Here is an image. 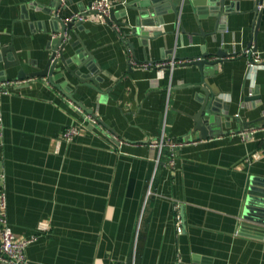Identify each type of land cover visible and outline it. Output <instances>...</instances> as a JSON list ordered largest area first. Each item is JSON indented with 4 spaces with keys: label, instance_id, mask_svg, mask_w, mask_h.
<instances>
[{
    "label": "crops",
    "instance_id": "crops-1",
    "mask_svg": "<svg viewBox=\"0 0 264 264\" xmlns=\"http://www.w3.org/2000/svg\"><path fill=\"white\" fill-rule=\"evenodd\" d=\"M54 1L0 0V82L9 85L0 97L7 225L26 239L40 222L49 224L27 247L28 264H264V205H246L248 194L264 200V121L257 122L264 116V63L249 66L242 55L254 42L256 1L226 0L214 36L207 0H173L178 17L166 11L160 21L146 0L145 25L136 10L123 11L137 0H116L125 27L94 19L73 28L61 53L69 69L57 66L56 83L69 88L95 126L46 80L14 82L19 70L36 73L52 56ZM93 1L68 0L63 18ZM259 13L256 46L264 55V9ZM137 26L142 38H128L129 52L118 35ZM221 49L231 57L205 68V81L231 119L210 124L203 140L193 132L198 69L132 63L188 62ZM89 57L99 92L68 72L91 77ZM15 58L19 65L5 68ZM70 127L78 135L59 142ZM161 141L184 143L172 168Z\"/></svg>",
    "mask_w": 264,
    "mask_h": 264
},
{
    "label": "water",
    "instance_id": "water-1",
    "mask_svg": "<svg viewBox=\"0 0 264 264\" xmlns=\"http://www.w3.org/2000/svg\"><path fill=\"white\" fill-rule=\"evenodd\" d=\"M98 1V0H94ZM112 2L116 0H111ZM146 0H137L136 2L133 3V6H125L123 11L125 13L126 10H136L138 12V16L136 17V20L138 21V25H145L143 22V5L141 4ZM150 9L152 8L154 10V14L157 16V18L160 21V16L164 14L166 11L168 13H172L175 15V18L178 17L179 14V9L174 5L173 0H149ZM184 1V0H181ZM208 1V7L210 9V15L211 17L215 18L216 20V26L214 27V31L210 33L208 36L213 35L217 32V25L219 24V20L222 16L226 15L227 9L225 8V1L226 0H207ZM256 1V9L254 13L256 15L259 14V17L255 20V27H254V42H251L248 44L247 48H253V51H257V35H258V28H259V22H260V13H259V8L258 5H260L264 0H255ZM55 7L52 11V18L55 21V24H58L59 26V33L57 38H55L54 42V48H53V53L46 64V66L43 68V70H40L36 73L32 74H25L22 70L18 71V74L14 80V82L19 83V82H26L27 80H33V79H42L46 80L47 83L55 88L56 90L60 92H64L66 94L67 101L74 106L77 110L81 111L85 116L90 117L91 113L88 112L81 104L76 103L73 98H72V93H69L68 90L69 88L65 87L63 85H58L56 83L57 80H59L60 75L56 74V69L59 64L63 66V68H68L67 61L64 60L62 57L61 53L65 47V43L68 40V33L73 29V28H78L79 26L82 25L81 22L72 20L71 22L67 21V18H63V12L66 9V6L68 4V0H64L63 2L61 0H55ZM91 6V3L88 4L87 8ZM86 8V9H87ZM166 9V10H165ZM121 17H124V14H122ZM116 14L114 10H111L109 13V16L104 19V21L107 23V25H110L112 22V25H114L115 29L120 30L121 27H123L126 24H123L121 22H118L116 19ZM142 21V22H139ZM149 23V22H146ZM147 25V24H146ZM125 27V26H124ZM127 27V26H126ZM114 29V30H115ZM139 33H141V30L138 29V26L136 29H129V33H119L118 37L120 40L125 44V46L128 48L129 52L133 51V46L130 44L128 38L131 36H137L139 38H142ZM56 36V35H55ZM214 36V35H213ZM147 39H150L147 37ZM254 43V44H253ZM11 51V49H10ZM9 51V52H10ZM77 57L74 58L76 61V64L78 67H80V64L78 63V59H81L79 52L76 53ZM212 57V58H211ZM230 54L228 52H225L224 50H218L214 55H209L203 53L201 57L197 59H192L190 60L191 63L190 65H193L198 69L199 72V81L197 84H195L196 87L200 89L201 96H199L198 102H200V108L194 118V123L195 127L193 129L194 133H198L199 138L206 140L210 133V129L208 130V127L211 126H217L220 127L223 125V122L225 120H230L231 117L226 115L224 111H219L220 107V100L213 94V91L210 90V88L206 84V77L211 75L209 74L205 68H215V66L222 64L225 59H228ZM211 58V60H209ZM170 60H167L165 62H169ZM5 62V60H4ZM90 63V68L88 69V73L91 75L90 76H81L78 74L77 71H69L68 72L77 80L79 84L83 83L84 86H86V83H91L92 86H90L93 90L99 92V83L102 81L101 78H98L99 73L95 70L96 68L92 66L94 64V59L93 58H88L86 63ZM6 63V62H5ZM152 64V63H151ZM19 61L18 59H14V64L5 65V68L12 67V66H18ZM185 66V65H183ZM165 69H169V67H164ZM60 73V72H58ZM87 74V75H89ZM4 76V74H3ZM89 77V79H87ZM88 80V81H87ZM234 119V118H232ZM264 121V116L259 118L257 122ZM255 122V123H257ZM241 131V130H240ZM217 134H220L219 131H217ZM246 205L248 207H255V206H262L264 205V200L261 198H255L253 195L248 194L247 199H246Z\"/></svg>",
    "mask_w": 264,
    "mask_h": 264
},
{
    "label": "built area",
    "instance_id": "built-area-1",
    "mask_svg": "<svg viewBox=\"0 0 264 264\" xmlns=\"http://www.w3.org/2000/svg\"><path fill=\"white\" fill-rule=\"evenodd\" d=\"M62 2L64 0H61ZM114 3L111 0H98L93 1L91 6L84 11L75 14L67 19L68 22L72 20L79 21L81 23L85 22H93L94 19L104 22V19L109 16V13L114 8ZM259 10L264 9V2L258 5ZM54 38V36H53ZM242 55L247 59L249 66H258L264 63V55L260 52H254L253 48H247L243 51ZM188 62H177L175 60H170L169 62H163L159 64H148V63H137L133 62L132 66L140 67V68H147L150 66L155 67H169V69L175 68L178 65L189 64L191 63L190 60ZM9 85L7 83L0 82V97L8 93ZM79 113L83 114L81 111L78 110ZM1 117V116H0ZM88 117V116H86ZM87 121L90 125L95 126L96 121L91 119V117L87 118ZM1 122V119H0ZM79 129L77 127H70L65 129L59 137V142H66L71 143L74 138L78 135ZM183 142H167L164 143L163 141L158 144L160 148L167 147L170 152L169 156V166L172 168L174 167V159H175V152L181 146H183ZM152 146H156V144H152ZM260 154H255L253 158H259ZM6 202H5V194L2 190H0V264H28L27 257H26V249L27 247L35 242L39 236L46 234L49 231V224L46 222H40L37 226V232L26 239H17L15 235L12 233L10 228L7 225L6 219ZM180 232V228L177 229Z\"/></svg>",
    "mask_w": 264,
    "mask_h": 264
}]
</instances>
